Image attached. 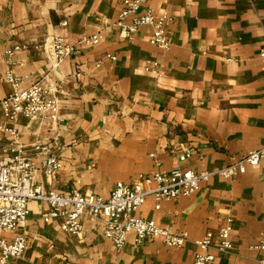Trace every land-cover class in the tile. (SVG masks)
Instances as JSON below:
<instances>
[{
	"label": "crops",
	"instance_id": "0c3cea01",
	"mask_svg": "<svg viewBox=\"0 0 264 264\" xmlns=\"http://www.w3.org/2000/svg\"><path fill=\"white\" fill-rule=\"evenodd\" d=\"M122 1L0 0V98L13 91L3 77L8 68L20 77V89L38 80L56 88V122L14 123L18 143L33 162L39 163L33 143L48 144L61 161L53 178L37 170L35 182L45 190L108 197L117 181L151 174L156 160L163 173L177 164L213 171L263 144L264 66L258 51L264 48V0H146L140 11L150 7L170 16L168 50L150 43L149 26L133 39L119 33L113 23ZM98 32V43L79 45L50 69V38L76 44ZM7 49H14L8 62ZM184 150L191 155L179 163ZM155 204L147 197L142 216L185 231L184 246L157 239L138 245L129 236L116 249L99 222L86 217L82 232L69 235L56 222L43 221L45 201L31 200L19 229L27 249L8 264H190L196 241L227 219L233 247L216 264H264V251L250 248L264 230V165H247L232 179L215 174L192 195L160 201L158 209Z\"/></svg>",
	"mask_w": 264,
	"mask_h": 264
},
{
	"label": "built area",
	"instance_id": "2783aa9c",
	"mask_svg": "<svg viewBox=\"0 0 264 264\" xmlns=\"http://www.w3.org/2000/svg\"><path fill=\"white\" fill-rule=\"evenodd\" d=\"M146 0H123L113 25L119 33L133 39L141 26L151 28L150 43L161 50H168L169 40L165 27L170 16L165 12H156L150 7L140 11ZM62 24H65L63 22ZM100 33L82 36L76 44L67 42L61 36H53L45 43L47 61L50 69H55L66 57L79 51V45H93L99 42ZM14 53V49L5 51V61ZM115 60V55H105ZM258 57L264 66V48L258 51ZM146 69L147 66L145 67ZM5 81L11 84L13 91L0 98L3 119H0V264H8L9 260L20 258L27 249V239L19 229L29 214V201H45L49 209L42 214L44 222H56L59 229L69 235L78 236L82 230V218H90L99 222L102 235L111 241L116 249H120L132 236L135 244L146 239H157L170 247L180 248L187 241L185 231L175 232L168 227L160 226L155 220L142 216L140 208L147 197L155 200V208L159 202L192 195L199 182L208 180L218 174L225 179L234 178L245 166L264 165L263 144L250 149L229 164L213 171H193L177 164L169 172L160 171V162L151 174H139L131 183L117 181L108 197L99 194L71 190L58 192L45 190L35 182V174L41 169L47 177L53 178L62 164L60 159L51 153L45 143H33L32 149L39 157V163L33 162L23 147L18 143L19 131L14 125L20 119L40 122L44 119L52 123L59 119L56 88L46 86L43 80L33 82L26 88H19L21 79L12 68L4 71ZM190 151L184 150L177 156L179 163L190 157ZM9 232L10 235H6ZM232 225L227 221L214 231H207L196 241L197 250L190 264H216L219 254L231 251ZM251 249L264 251V230L260 232L258 241ZM264 262V258L261 260Z\"/></svg>",
	"mask_w": 264,
	"mask_h": 264
}]
</instances>
